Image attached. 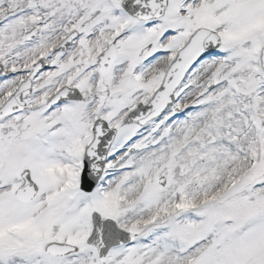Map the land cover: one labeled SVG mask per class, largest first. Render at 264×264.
Here are the masks:
<instances>
[{
  "label": "snow or ice",
  "instance_id": "1",
  "mask_svg": "<svg viewBox=\"0 0 264 264\" xmlns=\"http://www.w3.org/2000/svg\"><path fill=\"white\" fill-rule=\"evenodd\" d=\"M0 264H264V0H0Z\"/></svg>",
  "mask_w": 264,
  "mask_h": 264
}]
</instances>
